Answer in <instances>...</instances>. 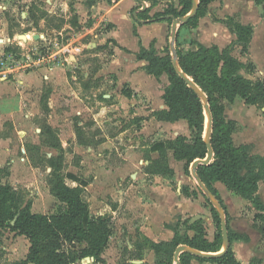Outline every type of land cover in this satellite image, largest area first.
Wrapping results in <instances>:
<instances>
[{
	"label": "rangeland",
	"instance_id": "rangeland-1",
	"mask_svg": "<svg viewBox=\"0 0 264 264\" xmlns=\"http://www.w3.org/2000/svg\"><path fill=\"white\" fill-rule=\"evenodd\" d=\"M76 1L69 0L70 17L51 15L32 1L3 0L0 2L6 7V9L0 8V78L8 77L13 82L16 75L23 74L22 80H26V74L29 72L37 71L41 67L50 68L59 65L66 69L69 78L70 87L68 86L66 90V100H71L76 94L74 103L68 104L69 101L63 99L65 108L71 110H68V114L60 115L61 118L58 116L61 126H52L61 139L63 153L49 146L38 145L41 127L47 126L49 120L45 99L50 83L44 85L43 102L40 105L41 114L36 115V124L16 126V130H11L9 126H0L1 134H11L10 141L1 140L0 146L2 148L6 142H11L15 145L13 157L21 159L26 155L29 157L27 164L24 165L26 169L18 167L19 170L16 173L18 178L23 174L25 179L14 181L13 187L20 189L24 202L31 204L33 212L48 214L57 213L65 205L51 193L48 183L52 170L48 159L51 156L63 154V174L66 183L69 186H80L84 189L82 196L88 204L87 219L99 216L100 212L104 216L114 218V227L108 236L105 250L108 252L106 261L138 264L137 260L141 257L143 250L147 252L151 248L154 249L152 242L148 241L139 229L142 221L140 215L143 214L144 218L148 216L147 219L153 215L154 219L160 223L167 221L163 210L159 212L157 206L155 210L151 207L152 199H160V196L155 194L156 190L171 187L173 191L179 189L185 195H192L191 188L201 190L193 175V162L189 164L188 159L181 158L186 152L183 148L181 149L182 142L177 141L180 136L191 138L193 134L186 120L162 124L160 121L165 120L159 119L158 112H150L148 99L144 96L139 98L140 105L143 107L139 111L140 115L138 113L130 116L131 112H128L130 109L125 105H119L115 108L116 110L114 109L113 116L106 117V121H103L101 126H95L88 107L94 106L95 101L101 100L105 92H109L110 89L115 90L117 87L114 73L108 75L102 73L97 77L96 74L103 63H108L112 59L114 47L117 45L109 39L105 45L90 46L95 42L94 40L96 42L100 40V37L95 39V34L91 35L87 32V27L92 25L96 17L90 12L89 17L85 15L82 22L78 21L77 7L73 5ZM85 4H89V0ZM27 11H30L29 14ZM241 21L253 26L254 33L250 44L242 43L238 37L237 39L235 37L237 35L233 25ZM204 22L221 26L218 31H221L222 27L230 28L234 33L232 40L235 41L228 48L244 63L240 73L254 81L264 79L263 6L255 7L253 0H214L206 18L202 21V27ZM40 23L43 24L42 27ZM33 27L38 30L42 28L56 31L51 33L49 39L42 36L39 42L31 43L35 41L30 33ZM108 28L107 22H101L96 33L101 34ZM223 29L222 32L217 31L215 35L222 38L221 46H226L229 43L230 34ZM59 31L63 34H59ZM7 34L10 38L6 41ZM23 34H30L31 37L22 38ZM7 46H10V51L5 52ZM220 48L224 49V47ZM99 52L101 53L97 56ZM38 76L35 75V77ZM32 80L37 82L39 78ZM160 85L164 90L165 86L170 85V77L164 75ZM123 86L122 92L129 89L127 85ZM77 96H82L83 101L77 99ZM225 105L226 119L233 120L235 124V131L232 134L234 143L236 145L250 144L254 154L264 156V107L249 105L240 97H237L232 104L225 102ZM151 117H155L152 123ZM80 121L83 123H79ZM77 128L84 143L79 141ZM122 129L129 130L124 135L123 141L130 143L136 139L137 141L134 142L139 145L138 147L127 148L120 143L122 141L111 146L104 144L106 137H115ZM206 130L207 118L204 137ZM119 140H121L120 136ZM22 146L26 149V154H22ZM177 148L178 151H176ZM128 149L139 151V155L135 153L136 151H127ZM11 158L9 157L7 161ZM19 164L21 165L20 162ZM5 166L8 164L5 163ZM259 198L264 202L263 184L260 187ZM205 203L209 205L207 198ZM241 203L244 219L241 218L239 224L251 225L257 208L249 201ZM241 203L237 204L238 208ZM189 221L190 219L179 218L178 225L181 224V230H184L186 226H201L203 222L200 218L192 223ZM128 227H131L132 232ZM260 232L264 234V225ZM179 234L180 230L177 231V240L183 237ZM19 236L22 235H15L9 229L0 231V264H11L10 262L23 258L30 243L26 237ZM159 251L160 256L155 264H169L170 260L165 255L166 248L159 247ZM81 264L98 263H95L92 258H86Z\"/></svg>",
	"mask_w": 264,
	"mask_h": 264
},
{
	"label": "trees",
	"instance_id": "trees-1",
	"mask_svg": "<svg viewBox=\"0 0 264 264\" xmlns=\"http://www.w3.org/2000/svg\"><path fill=\"white\" fill-rule=\"evenodd\" d=\"M94 0H91L93 2ZM139 7L143 2L151 5L158 0H138ZM214 0H199L195 15L191 16L182 27L196 28L201 18L205 17L209 5ZM258 6H263L264 0H254ZM193 9V0H181V8L169 6L164 12L149 16V9H144L137 15V19L146 22L152 20H169L172 17L181 18ZM132 10V12H134ZM32 13V11H31ZM172 16V17H171ZM238 40L250 44L254 29L250 24L241 22L233 25ZM176 53L180 68L191 76L194 82L207 96L211 108L212 132L210 143L214 151L213 160L207 165H200L197 175L202 180L207 190L215 197L223 208L228 221V212L219 191L214 183L220 181L229 190L242 198L252 202L257 213L254 216L253 226L258 230L264 225V203L258 197L259 183L264 182V156L252 152L250 144L236 145L232 134L235 131L233 120H227L225 102L234 103L237 97L245 100L249 105L264 107V79L252 80L243 76L240 71L244 63L235 57L228 46L221 49L218 45L205 46L198 44L196 49L185 50L176 37ZM10 51V46L5 52ZM141 59L149 62L147 71L149 74L159 77L161 73L168 72L170 85L164 87V99L168 106L167 110L159 111L160 120L176 122L186 120L193 136H180L177 141L181 143L185 156L192 163L198 158H205L208 145L204 138L206 129V115L204 103L200 95L189 87L179 75L173 57L170 53L165 56L158 55L153 49H142L139 54ZM123 93L132 96L130 89ZM79 141L81 137L77 128ZM41 144L64 152L61 140L55 128L50 124L41 127ZM178 151V148L176 149ZM180 151V150H179ZM177 153V152H176ZM64 156H51L48 159L51 172L48 183L51 193L65 205L57 213H40L31 210V204L24 202L20 189H15L9 184H3L2 176L8 173L7 167H0V230L9 228L19 235L25 236L29 243V252L26 259L15 261L12 264H81L88 257H94L95 263L110 264L103 257L106 250L108 236L114 227L113 216H95L88 218V204L83 199L84 189L80 186H69L63 174ZM211 212L217 227L214 242H209L205 237V229L196 226V235L192 238L185 235L173 241L153 243L152 246L160 256L159 247L166 248V256L169 264H173L174 253L180 244H186L200 251H220L223 247L222 217L213 202H210ZM263 224V225H261ZM192 227V226H191ZM229 246L226 251L213 258H204L217 264H241L234 256L231 243L238 236L228 222ZM190 228V226H189ZM264 239V234H263ZM193 258H201L191 251L180 254L181 264H191ZM118 264H126L121 262Z\"/></svg>",
	"mask_w": 264,
	"mask_h": 264
},
{
	"label": "crops",
	"instance_id": "crops-1",
	"mask_svg": "<svg viewBox=\"0 0 264 264\" xmlns=\"http://www.w3.org/2000/svg\"><path fill=\"white\" fill-rule=\"evenodd\" d=\"M1 1L3 0H0V2ZM24 1H32L36 6L47 10V12H49L51 15H57L59 17H70L69 14L71 12L69 13V6L71 3L69 2V0ZM86 1L88 0H77L75 3H73V5L74 7H77L78 21L80 20V22H82V19L85 17V15L86 17H89L88 15L90 12L93 13V16L96 17L92 25L87 27V32L91 35L95 34V39H98V37H100V40L98 42L94 40L95 42L91 43L90 46L96 47L99 45H105L109 39L115 42L117 45L116 47H114V55L112 59L108 63H103L101 69L99 68V71H97L96 74L97 77L102 75V73H105L107 75L109 73H114L117 79V87L115 90L110 89L109 92H105V94H103V97H101V100L95 101L94 106H90L91 108L88 107L90 115L92 116L96 124L95 126H101L102 122L106 121V119L110 115L113 116L114 109L119 107V105L127 106L130 109V111L128 112H131L130 116H135L138 113V115H140L141 113L139 111L140 109L142 110L143 107L140 105L141 100L139 98H142V96L148 99V107L150 108L151 113L167 110L168 106L164 99V90L160 85V81H162L164 75H167L169 77V74L168 72H163L159 77L149 74L147 71L149 62L146 59H141L139 57V54L141 53L142 49H153L160 56H165L168 53L172 55V22L164 19L152 20L149 22L137 19L138 13L143 11V3L142 7H139L140 2L138 0H94L93 2L89 0V4H85ZM144 3L146 5V8L149 9V16L152 18L156 14L164 12L170 5L177 9L181 8V0H158V3L155 5H151L150 2ZM253 5L257 7L254 0ZM210 6L211 4L209 5V7ZM0 8L6 9V7L2 4H0ZM134 9L135 11L132 12V10ZM29 12L30 11H27V14H29ZM206 16L200 19L199 25L196 28H181L182 24L177 27L179 42L185 50L196 49L199 43L205 46L218 45L219 47H226L229 46L233 41H235L232 40L234 35L233 31L230 28L226 27L224 29H226V32L230 34L228 37L229 43L226 44V46H221L222 38L218 35H215V33L220 29L221 26H216L213 24L209 25L207 24V22H204V27H202V21H204ZM101 22H107L109 24V28L101 34H98L96 33V30ZM241 23L245 24V22L242 21ZM42 25L43 24L40 23V27H42ZM222 29L223 27L221 28V31L218 32H222ZM54 31L56 30H45L42 28L38 30L36 27H33L30 33L33 37L36 34L39 35V37L36 39L34 38L35 41L31 43H36V41L39 42L42 36H44L45 39H49V36ZM58 33L63 34L61 31H59ZM7 36L8 37L6 38V41L8 38H10L9 34H7ZM235 37L237 39V36ZM100 53L101 52L96 55L99 56ZM35 75L39 76L35 77ZM23 78V74L16 75L13 82L8 77L0 78V126H9L11 130H16V126H33V124H36V115L41 114L40 105H42L43 102V88L45 83L47 85H49L50 83V88L49 90H47V97L45 99L48 107L47 112L49 115L48 124H50L51 126H61L58 121V116L61 118L62 116L60 115H64L65 113L68 114V110H71L70 108L67 110L63 104V99L66 100V90L68 86L70 87L66 69L59 65L50 68L41 67L37 71L27 73L26 80H22ZM34 78H39V81L35 80L37 82H33L32 79ZM45 78H47V80ZM29 80H31V82ZM34 84L36 89L34 88ZM123 85H127V88L132 91L133 94L131 97H128L127 95H125V93L122 92ZM75 98L76 94L71 100L66 101H69L68 104L70 102L74 103V101L76 102ZM77 99L83 101L82 96H77ZM100 104H102V106H100ZM73 110L74 109L72 107V111ZM78 114H80V112H78ZM154 118L155 117H151V123L154 121ZM160 122L162 124L172 123L169 121ZM79 123L83 122L80 121ZM128 131L129 130L122 129L119 132L120 135L117 133L118 135H116L115 137H106L104 144L107 143L111 146L122 141L120 143L125 145L127 148L138 147L139 145L134 142L137 141L136 139H134L130 143L123 141L124 135H126ZM40 132L38 145H42ZM119 136L121 140H119ZM10 138L11 134H1L0 132V141H7ZM31 145H33V143H31ZM24 146H22L23 148H21L22 154H26V149L24 148ZM14 149L15 145L11 144V142H6V144H4L2 148L0 146V167H7L8 170V173L2 176L1 181L3 184H9L11 186H13L14 181L25 179L23 174L18 178L16 173L19 170L18 167H20L21 169H26V166L24 167V165H26L27 161L29 160V157L27 155L22 158L23 160L20 157H13ZM127 151L135 152L136 150L134 151L132 149H128ZM135 153L139 155V151H136ZM9 157L12 158L10 161H7ZM19 162L21 163V165L19 164ZM5 163H7L9 167L5 166ZM109 171L113 174L111 170ZM132 175L135 176V174ZM262 184L264 185V182L259 183V191ZM214 186L219 191V194L223 199L224 204L226 205L228 212L227 222L231 230L238 236L231 243L235 258L241 264H264L263 234L260 232V230L254 228L253 222L251 223V225L248 223L245 226H241V224H239L241 222V218H243L241 213V202L244 201L245 203L249 200H246L241 196L235 194L234 192L229 190L224 183L220 181L215 182ZM156 191L157 192H155V194H158L160 196V199H152L151 202L153 203H151V207L155 210L157 206L159 212L163 210L167 221L164 223H160L154 219L153 215L148 219V216L144 218L143 214L140 215L142 217V221L140 224L141 228L139 229L142 234L145 235L146 238H148V241H151L153 243L173 241V239L177 235L178 230H180V236L189 235L192 238L194 235H196L197 232L193 226H190V228L186 226L184 230H181V224L180 226L178 225V220L180 217H182V219H190L189 223L196 221L198 218L202 219L203 222H201V224L205 229V237L209 242L215 241L216 234L218 233L217 227L212 216L211 206L210 204L207 205L205 203L206 198L210 199V202H213V200L202 187L200 191L195 188H191L190 192L192 193V195H185L179 189L173 191L171 187L164 188V190L160 188ZM240 203L241 205L238 208L237 204ZM160 206H164V208L162 207L163 209H161ZM112 213H114V211H112ZM99 216L104 215L102 212H100ZM128 228L131 229V227ZM2 230L4 229H1L0 231ZM131 232L128 233L130 234ZM12 233L15 235H19L15 231H12ZM19 237L25 236L22 235ZM223 249L224 243L220 251L202 252L218 254ZM28 252L29 248L27 249L25 255H23V258L14 260L10 263L12 264L15 261L26 259ZM107 253V251L103 253V257L105 259H107ZM198 256H200L201 258H193L191 260V264H217L216 262L204 259L205 257L202 255ZM88 258L94 259V257ZM158 258L159 254L157 253V251L151 248L150 250H147V252H144V250L142 251L141 257L138 258L137 263L155 264ZM118 263L120 262H114L110 264Z\"/></svg>",
	"mask_w": 264,
	"mask_h": 264
},
{
	"label": "water",
	"instance_id": "water-1",
	"mask_svg": "<svg viewBox=\"0 0 264 264\" xmlns=\"http://www.w3.org/2000/svg\"><path fill=\"white\" fill-rule=\"evenodd\" d=\"M198 5H199V0H193V9L190 13H188L187 15H185L184 17L181 18H175L172 17V42H171V49H172V55H173V62L175 64V67L179 73V75L185 80V82L188 84L189 87H192L202 98L203 103H204V112L207 118V130L205 133V141L208 145V152L206 154V157L201 159L198 158L195 161H193L192 163V171H193V175L196 178L198 184L208 193V195L212 198L213 200V204L215 205V207L218 209L221 217H222V236H223V243H224V249L219 252L218 254H211V253H205L202 251H198L195 250L191 247H189L186 244H181L176 248V251L174 253V261L175 264H181L180 263V254L184 251H191L192 253L198 254V255H202L205 258H213L216 255L221 254L222 252L226 251V249L229 246V235H228V227H227V222H226V217H225V212L223 210V208L221 207V205L219 204V202L215 199V197L207 190L206 186L204 185V183L202 182V180L199 178V176L197 175V169L200 165H207L209 164L214 157V151L213 148L211 146L210 143V136H211V132H212V120H213V116H212V112H211V108L210 105L208 103V99L207 96L204 94V92L199 88V86L194 82L193 78L191 76H189L186 72H184L179 64H178V58H177V53H176V37H177V27L183 23H185L191 16L195 15L198 9ZM146 9V5L143 2V7L142 10ZM22 38H26V36H29V34H23L21 35ZM39 35H34V38H38Z\"/></svg>",
	"mask_w": 264,
	"mask_h": 264
},
{
	"label": "bare ground",
	"instance_id": "bare-ground-1",
	"mask_svg": "<svg viewBox=\"0 0 264 264\" xmlns=\"http://www.w3.org/2000/svg\"><path fill=\"white\" fill-rule=\"evenodd\" d=\"M27 37H31V35L29 34V36H26V38H27Z\"/></svg>",
	"mask_w": 264,
	"mask_h": 264
},
{
	"label": "built area",
	"instance_id": "built-area-1",
	"mask_svg": "<svg viewBox=\"0 0 264 264\" xmlns=\"http://www.w3.org/2000/svg\"><path fill=\"white\" fill-rule=\"evenodd\" d=\"M33 37V36H32ZM34 38V37H33ZM51 58H52V56H51ZM55 58V57H54Z\"/></svg>",
	"mask_w": 264,
	"mask_h": 264
}]
</instances>
